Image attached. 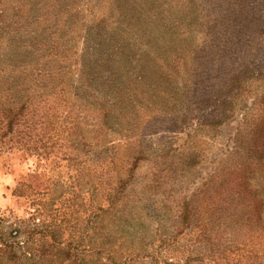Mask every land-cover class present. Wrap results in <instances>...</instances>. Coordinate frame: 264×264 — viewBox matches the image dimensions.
I'll use <instances>...</instances> for the list:
<instances>
[{"label": "rangeland", "instance_id": "1", "mask_svg": "<svg viewBox=\"0 0 264 264\" xmlns=\"http://www.w3.org/2000/svg\"><path fill=\"white\" fill-rule=\"evenodd\" d=\"M225 88L234 111L209 127L198 105ZM23 105L13 131L0 124V220L58 230L73 263L46 264L96 262L102 221L84 220L101 207L102 263L171 264L154 233L175 234L182 200L207 241L264 254V168L242 150L256 126L264 137V0H0V120ZM135 159L138 182L158 168L162 185L144 226L128 231L149 243L129 261ZM190 233L174 247L192 248Z\"/></svg>", "mask_w": 264, "mask_h": 264}, {"label": "trees", "instance_id": "2", "mask_svg": "<svg viewBox=\"0 0 264 264\" xmlns=\"http://www.w3.org/2000/svg\"><path fill=\"white\" fill-rule=\"evenodd\" d=\"M233 89L225 88L224 91H220L215 97L212 99H208L206 101L200 102L198 105V111H203L205 114L207 126H219L230 118V115L234 111V98L229 97ZM233 97V96H232ZM26 107L23 105L19 108H9L5 111L1 112L2 121L0 120V124L3 125V128L6 126L8 128V132L13 131L14 126L19 124L22 121V117L24 115ZM213 110L216 113H213ZM203 117V118H204ZM5 122V123H3ZM204 124V123H203ZM37 125L39 126V130L42 131L45 126V120H37ZM256 134L259 136L256 138H252L253 144H251L250 148H242L244 152L250 153L251 158L255 159L256 162L264 168V137L261 130L256 126L253 129ZM41 138V136L39 137ZM137 159L134 160L132 166L127 171L126 178V186L129 183V187H133L137 181L136 173L138 172V164ZM158 168H154L152 172L146 178H141L140 188L137 192L136 199V209L133 210L134 203L132 202L130 209L126 208V213L128 211L133 212L137 210L134 216L126 214V241L129 242V251L130 255H128V260L131 261L133 257L131 254L139 253L140 250L146 249L149 243L147 241V234L142 232V237L133 238L129 234V230L142 228L148 219V212L146 209V202L149 200V197L155 193H152L154 190H157L161 187V183L159 181L160 173L158 174ZM190 168H188L189 170ZM157 187V188H156ZM121 188V187H120ZM243 190H239V194L241 195ZM244 194V193H243ZM142 199V201H141ZM119 200L116 196H110L106 198V202L108 203V208L110 206L114 207L119 204ZM257 209H252L253 211H257L258 208L262 207V200L253 201ZM128 202H126V207ZM249 205H251L249 203ZM253 205V204H252ZM248 206V205H247ZM249 207V206H248ZM177 212L179 215L177 216V220L173 223L172 228H174V235L166 236V238L162 237V234L157 235V240H160L159 249L165 250V255L162 257V261L164 263L171 264H264V254H259L257 251L252 252L248 248L244 246L239 247L231 244H223L221 242V238L219 236H214L213 238L206 239L205 233L199 229L200 225H194L195 221L191 214V208L189 207V203L182 200L177 204ZM101 213L105 216L99 217L96 216L97 213ZM97 213H93L91 216H88L84 222L87 226H84L85 229L88 228V225L94 224V219H99L102 221V227L100 228L101 233L103 234L104 241L100 244H96L94 246L97 247V250L93 252V254H97V260L93 264H104L101 261V257L98 254L103 251V247L106 248L107 240L109 235L105 234L107 226V212L103 210L101 207ZM194 222V223H193ZM28 228V227H26ZM49 225L41 224V226L32 227L27 232H24L25 229H21L20 226H4L3 220H0V264H13L15 260L18 259L19 255H22L25 258L23 264H46L47 259L54 258L56 260H60L64 262L65 260L73 263L71 257L73 258V249H69L71 246H62L60 240H58V230H50ZM189 230L188 234L185 235V231ZM190 231L193 233L194 241L193 247L185 249V246L180 248L174 247V241L180 237V239L185 236L191 235ZM87 232V230H86ZM117 234V233H115ZM170 233H168L169 235ZM217 234V233H215ZM23 237V240L16 242L17 239ZM36 236L33 242V237ZM115 237V235H114ZM88 238H90L88 236ZM49 240V242L47 241ZM170 242L169 245L164 246L166 242ZM151 243H153L151 241ZM135 244L139 245V248L135 247ZM173 245V246H172ZM228 245V246H227ZM227 246V247H226ZM143 247V248H142ZM202 247V248H201ZM225 247V248H223ZM202 249V250H201ZM204 249V250H203ZM195 251V252H194ZM201 251V252H198ZM79 255V264H89L87 262L88 258L85 256ZM175 255L181 256L182 258H176V262H169V259H173ZM90 256V255H89ZM38 258V261H36ZM113 264H119L118 262H113Z\"/></svg>", "mask_w": 264, "mask_h": 264}]
</instances>
